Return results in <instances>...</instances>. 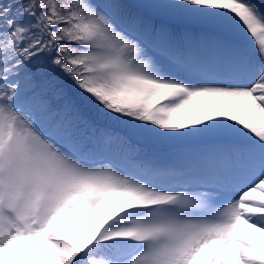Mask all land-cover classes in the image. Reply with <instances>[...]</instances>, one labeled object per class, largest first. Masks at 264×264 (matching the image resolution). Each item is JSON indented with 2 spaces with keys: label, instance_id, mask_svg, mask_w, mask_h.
Returning <instances> with one entry per match:
<instances>
[{
  "label": "snow or ice",
  "instance_id": "snow-or-ice-1",
  "mask_svg": "<svg viewBox=\"0 0 264 264\" xmlns=\"http://www.w3.org/2000/svg\"><path fill=\"white\" fill-rule=\"evenodd\" d=\"M0 264H264V0H0Z\"/></svg>",
  "mask_w": 264,
  "mask_h": 264
},
{
  "label": "rangeland",
  "instance_id": "rangeland-1",
  "mask_svg": "<svg viewBox=\"0 0 264 264\" xmlns=\"http://www.w3.org/2000/svg\"><path fill=\"white\" fill-rule=\"evenodd\" d=\"M241 30H242V29H240V30H238V31H241ZM244 40H245L247 43L249 42V41H248V38H246V36H245V39H244ZM251 45H252V43H250V44L247 45V46L249 47V46H251ZM241 227H244V225H241Z\"/></svg>",
  "mask_w": 264,
  "mask_h": 264
}]
</instances>
